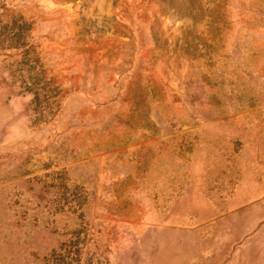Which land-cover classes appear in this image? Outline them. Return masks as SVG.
Segmentation results:
<instances>
[{
    "label": "rangeland",
    "instance_id": "1",
    "mask_svg": "<svg viewBox=\"0 0 264 264\" xmlns=\"http://www.w3.org/2000/svg\"><path fill=\"white\" fill-rule=\"evenodd\" d=\"M264 264V0H0V264Z\"/></svg>",
    "mask_w": 264,
    "mask_h": 264
},
{
    "label": "trees",
    "instance_id": "2",
    "mask_svg": "<svg viewBox=\"0 0 264 264\" xmlns=\"http://www.w3.org/2000/svg\"><path fill=\"white\" fill-rule=\"evenodd\" d=\"M62 247L60 246L58 251H52L48 257L43 258L44 264H64V256L62 255L61 250ZM69 264V263H66Z\"/></svg>",
    "mask_w": 264,
    "mask_h": 264
}]
</instances>
